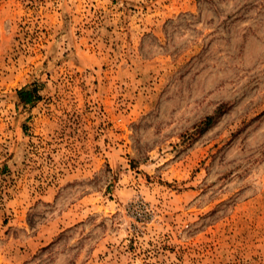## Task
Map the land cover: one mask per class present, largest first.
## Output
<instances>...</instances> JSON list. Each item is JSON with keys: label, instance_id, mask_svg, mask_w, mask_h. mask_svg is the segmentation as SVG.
Returning <instances> with one entry per match:
<instances>
[{"label": "rangeland", "instance_id": "obj_1", "mask_svg": "<svg viewBox=\"0 0 264 264\" xmlns=\"http://www.w3.org/2000/svg\"><path fill=\"white\" fill-rule=\"evenodd\" d=\"M0 264H264V0H0Z\"/></svg>", "mask_w": 264, "mask_h": 264}, {"label": "trees", "instance_id": "obj_2", "mask_svg": "<svg viewBox=\"0 0 264 264\" xmlns=\"http://www.w3.org/2000/svg\"><path fill=\"white\" fill-rule=\"evenodd\" d=\"M19 96L21 100L25 103H32L36 98H38L37 88L34 86L33 88H23L19 90ZM220 112V110H219ZM214 121V116H208L206 119V124L210 125Z\"/></svg>", "mask_w": 264, "mask_h": 264}]
</instances>
